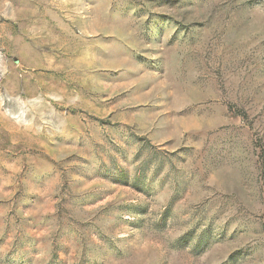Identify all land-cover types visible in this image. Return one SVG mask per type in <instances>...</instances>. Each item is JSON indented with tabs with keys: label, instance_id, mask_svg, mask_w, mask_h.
<instances>
[{
	"label": "rangeland",
	"instance_id": "374dc122",
	"mask_svg": "<svg viewBox=\"0 0 264 264\" xmlns=\"http://www.w3.org/2000/svg\"><path fill=\"white\" fill-rule=\"evenodd\" d=\"M0 264H264V0H0Z\"/></svg>",
	"mask_w": 264,
	"mask_h": 264
}]
</instances>
